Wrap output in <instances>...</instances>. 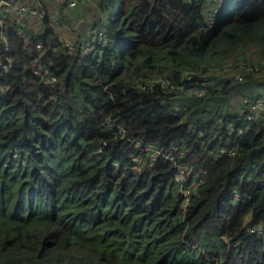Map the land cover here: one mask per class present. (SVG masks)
Returning a JSON list of instances; mask_svg holds the SVG:
<instances>
[{"label": "trees", "instance_id": "obj_1", "mask_svg": "<svg viewBox=\"0 0 264 264\" xmlns=\"http://www.w3.org/2000/svg\"><path fill=\"white\" fill-rule=\"evenodd\" d=\"M91 3L90 30L102 21L108 41L88 52L81 38L68 47L47 9L37 29L4 25L0 264H264V127L225 126L244 119L229 97L260 95L264 79L211 72L201 96L136 86L155 73L178 86L186 68H199L200 82L232 57L264 64V0H225L208 28L203 0ZM134 137L163 150L182 142L184 158L206 170L185 208L173 165L132 167ZM221 144L236 152L215 154Z\"/></svg>", "mask_w": 264, "mask_h": 264}, {"label": "built area", "instance_id": "obj_2", "mask_svg": "<svg viewBox=\"0 0 264 264\" xmlns=\"http://www.w3.org/2000/svg\"><path fill=\"white\" fill-rule=\"evenodd\" d=\"M190 1V0H187ZM70 2V0H69ZM71 2H74L73 0ZM40 0H0V39L6 40L4 31V25L6 22L15 23L18 32L26 33L23 30V25L28 16H36L39 12ZM225 0H203L202 9L204 15L203 28L212 27L220 15L224 11ZM56 16V15H53ZM108 41L107 30L102 21L93 24L90 34L83 40H81V48L83 52L90 51L95 44L104 45ZM70 49L74 48L73 42L67 43ZM9 62V58L3 59L0 57V66L6 67ZM262 62V61H261ZM217 69H207L203 74V79L198 82L194 76L199 74V68L192 69L186 68L181 70L177 79L178 86L171 83L175 78L171 75L152 74L143 79H140L136 86L150 87L152 88L154 83L160 82L165 91H170L174 87L176 90H182L187 95L201 96L204 95L209 89L210 84L206 80V75L211 72H221L226 76H231L230 79H243L246 72L251 73L254 76L264 79V64L260 62L249 63L241 57H232L226 60ZM54 79V77H51ZM261 94L256 97H250L247 95H234L236 98V105L234 109L239 114L244 115L242 122L234 124L233 121L227 120L225 126L228 132L236 131L242 133L250 128L252 121H259L264 127V87L256 88ZM176 110L182 111L186 108V105L182 107L175 105ZM106 123L111 131L115 134L124 135L126 131L125 125L118 121L116 118L108 117ZM132 146L138 149V152L133 155L132 167L134 169H140L143 166H152L154 162L163 158L169 164L176 168L175 179L179 183V190L182 193L181 206L185 208L189 202L191 196L197 192L199 186L206 179V170L202 167L196 166L192 160L184 158L186 152V146L182 142H172L167 149H162L156 141L142 140L140 137L131 138ZM236 152V148L231 145L221 144L214 149L215 154L233 155ZM233 198H240V192L235 189L233 192Z\"/></svg>", "mask_w": 264, "mask_h": 264}, {"label": "rangeland", "instance_id": "obj_3", "mask_svg": "<svg viewBox=\"0 0 264 264\" xmlns=\"http://www.w3.org/2000/svg\"><path fill=\"white\" fill-rule=\"evenodd\" d=\"M57 1L58 0L41 1L40 5H39L40 14H38L36 16H28L26 18L24 25H23V30L26 32L29 30L37 29L39 27V25L41 24L42 15L44 14V9H47L49 11V13L59 11V13H57L59 15V17L57 15L53 16V14L49 15L50 16V22L54 25L57 32L59 33V36L66 43L73 42L75 40L80 39L81 37L79 36V32L81 29L84 28L83 26L85 24V23H83V21L86 22L87 19L90 17L89 16L90 14H88L86 17L84 16V19L82 20V17H81L82 15L80 16L79 14H77L79 12H75V9L72 10V8L70 6L74 7L75 6L74 4H77L79 0H73L75 2L73 4L74 6L71 4H68V3L65 4L66 8L64 6V10L62 9V11H61V7L57 6ZM71 1L72 0H70V2ZM88 1L93 2V0H88ZM71 3H73V2H71ZM68 8H70L71 12L69 11ZM60 13H61V15H60ZM77 15H79L78 19H76ZM164 34H165V32L162 33V35H164ZM81 39L83 40V38H81ZM160 40H161V37H157L154 39V42H159ZM237 54L241 55V53H238V52H237ZM211 63H213V62H211ZM217 66L218 65L211 64L210 69L212 70V69L216 68ZM228 102H229L230 107H232V106L234 107L236 105L237 101H236V98H234V95L229 97Z\"/></svg>", "mask_w": 264, "mask_h": 264}, {"label": "crops", "instance_id": "obj_4", "mask_svg": "<svg viewBox=\"0 0 264 264\" xmlns=\"http://www.w3.org/2000/svg\"><path fill=\"white\" fill-rule=\"evenodd\" d=\"M25 1H31V0H25ZM41 1H44V0H40V2ZM90 2L91 1H88V0H79L77 4H74L75 2L71 3V2H69V0H60V1L58 0L57 1V6L58 7L60 6L61 9H63V10H64L65 4H67V3L71 4V5L74 4L75 5V6L73 5L74 7H72V6H70V7L72 8V10L75 9V12H79L77 14H79L80 16L82 15L81 16L82 20L84 19V16L86 17L88 14H90L89 15L90 17L87 19V21L86 22L83 21V23H85L84 26H83L84 28L81 29L80 32H79V36L81 38H83V39H85L89 35V33L91 32L90 26L93 23L92 21L95 20L94 19L95 15H94V13L91 14L92 13V9H90V6H88ZM65 8H66V6H65ZM68 9L70 11V8H68ZM57 13H59V11L58 12H53V13H50V14L56 15ZM79 15L76 16L77 17L76 19H78Z\"/></svg>", "mask_w": 264, "mask_h": 264}]
</instances>
